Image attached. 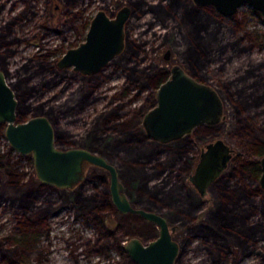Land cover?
I'll return each instance as SVG.
<instances>
[{"label": "trees", "instance_id": "1", "mask_svg": "<svg viewBox=\"0 0 264 264\" xmlns=\"http://www.w3.org/2000/svg\"><path fill=\"white\" fill-rule=\"evenodd\" d=\"M58 1L64 6L77 2ZM102 1L101 8L109 13L128 4L132 10L146 6L156 19L167 24V30L160 35L161 46H171L179 61L188 67L196 79L216 86L227 108L228 118L216 126L201 125L193 135L169 144L149 138L142 125L143 117L155 107V91L168 78L170 70L155 61L147 63V41L141 43L128 39L124 52L111 62L113 71L122 70L126 75L123 88L110 100L116 104L100 112L84 131L78 134L63 132L58 126L60 119L85 110L92 103L104 78L100 74L82 76L72 69L60 70L56 60H52L50 65L44 62L37 63L39 66L32 65V60L48 58L51 53L29 58L12 74L9 63L16 53L14 44L19 41L15 28L26 17L29 11L26 9L10 16L0 25V69L5 71L19 100L17 122H24L29 116L46 115L55 126L57 146L89 148L115 164L135 207L159 213L171 224L182 228L180 257L196 237L207 241L206 247L213 259H222L228 253L232 254L233 259L236 255H247L250 240L264 233V190L259 181L261 158L264 156V126L255 128L244 121L241 111L251 102L261 104L264 101L263 74L253 68L245 69V74L241 75L244 86L235 89V80H211L207 70V64L211 61L209 58L213 53L224 50L225 45V39L220 36L225 16L216 13L212 6L199 7L192 0H161L158 4L147 0ZM2 9L3 6H0V11ZM252 11L262 20L258 11ZM233 20L242 28L239 15L234 16ZM250 37L251 47H264V31ZM77 77L80 78L78 87L62 102L44 100L34 103L41 86L64 82L62 91L66 92ZM251 78H254L253 82L247 84ZM132 90H137L134 97L123 102ZM145 90L150 92L140 109L125 112L128 102ZM5 128L6 123H0V136L4 135ZM222 135L231 140L242 139L243 151L232 159L221 177L210 186L212 199L208 195L205 199L189 182L198 153L196 147ZM163 155L166 158L162 159ZM29 164L31 170L26 172L14 158L12 148L0 151V204L9 202L22 214L19 225L25 234L24 240L38 239L43 229H48L49 218L69 208L77 219L95 224L100 233L93 243L90 240L84 243L88 255H108L116 245L125 264H136L125 252L124 245L131 236L142 237L136 226L144 222L137 215L121 214L116 209L105 179L101 180L102 191L87 192L86 183H93L103 175L94 171L79 186L61 189L42 183L32 169L31 160ZM240 175H249L252 182L236 189L230 188V178ZM111 214L117 218V224L107 226L106 218ZM256 215H259V219L251 223ZM39 221L41 228H37ZM152 227L156 233L157 226L152 224ZM4 241L9 240L0 239V255L5 264H22L24 254L21 245L12 240L5 245Z\"/></svg>", "mask_w": 264, "mask_h": 264}, {"label": "rangeland", "instance_id": "2", "mask_svg": "<svg viewBox=\"0 0 264 264\" xmlns=\"http://www.w3.org/2000/svg\"><path fill=\"white\" fill-rule=\"evenodd\" d=\"M147 1H149V3L158 4L161 0ZM103 3L102 0H77L74 4L64 6L60 4L58 0H0V6L4 4L2 11H0V25L13 14H17L19 11L26 10L27 8L29 10L27 12V18L17 24L15 28V36H17L20 41L15 45L17 52L10 60L9 71L15 74L19 65L29 60V58H35L37 55L41 56V54L51 53V55L47 56L48 58L40 57L37 60H32V65L36 66L39 62L50 65L52 60L60 59L68 49L77 47L85 40L89 29V23ZM122 7L123 6L116 8L113 14H117V11ZM236 15H239L242 28L233 20V17ZM234 16L225 17L224 25L220 33V36L225 39L224 50L217 51L210 56L209 59L211 61L207 64V70L212 81L235 80V86L233 87L235 89L244 86L245 82L241 79V75L245 74V69L253 68L256 72H261L264 76V47H251L252 40L250 37L251 34L254 35L263 32L264 23L254 15L252 9L247 5L242 6ZM84 24H86L85 28ZM166 30L167 24L156 19L154 13L148 10L146 6L137 10H132L126 23L128 39L133 42H148L146 44L149 57L147 63L149 61H155L157 64L168 67L169 70L176 65H181V67L185 68L191 74L188 67L183 65L176 57L171 46H161L160 35L165 33ZM168 50L172 51L169 60L165 58V53ZM113 69L114 65L111 64L100 72L104 80L96 91L92 103L89 104L85 110L74 116L60 119L58 126L63 132L78 134L84 131L92 124L93 120L100 112L116 104L115 102L112 104L110 100L114 94L119 93L123 88L126 83V75L122 70L113 71ZM49 76L50 75L47 77ZM253 80L254 78L249 79L247 84L253 82ZM79 83L80 78H74L71 86L66 92L62 91L64 82L48 87L46 85L41 86L36 94L34 103L44 100H50L51 103L62 102L72 90L78 87ZM135 91L137 90H132L130 95L123 99V102L133 98ZM149 92V90H145L135 99L130 100L125 106L124 111L131 112L139 110L143 100ZM245 106L243 111H241V117L245 118L243 120L249 124H253L255 128L264 126V101L261 104H253V102H251L249 105L247 104ZM225 114L227 119L228 111L226 106ZM30 117L31 116H29V118ZM193 134L194 132L191 135ZM3 136H0V151L2 152L8 150L7 143L4 141ZM218 138L225 140L233 150V155L228 163V167L232 159L236 157L239 152L243 151L242 139L236 138V140H231L229 139L230 137L227 138L225 135H222L217 138L206 140L196 147L198 153L193 163L192 172L195 170V166L199 161L201 149L210 141H215ZM163 158H166V156L163 155L162 159ZM21 164L23 170L26 172L31 170V166L27 160H23ZM32 169L34 170V168ZM94 171L96 174L103 175V178L99 176V180L93 183L90 181L86 183L85 187L89 193L103 190L101 180L105 179L108 186L110 185V173L100 167H89L85 180L88 175ZM155 180L158 181L159 179ZM155 180L153 182H156ZM251 180L252 178L249 175H240L230 178L229 187L236 189L244 184H250L252 182ZM208 197H211L209 192ZM206 198L207 197H205V199ZM211 204L212 201H210V205ZM21 215L18 208L11 203L3 202L0 204V239L7 238L9 241H16L21 245L24 254L22 264H125L124 257L118 250H113L111 256L105 254H94L89 256L84 243L89 240L93 243L99 231L95 224L86 223L82 219H77L73 211L69 208L62 210L57 216L52 217L48 221V229H43L38 239H31L28 241L24 240L25 234L21 231L19 225ZM257 219H259V215H256V217L251 220V223ZM106 220V224L109 226L116 222L112 214L109 215ZM171 226L177 227L174 231V238L177 239L180 244L182 228L176 224H171ZM37 228H41L40 222L37 223ZM8 237L11 238L8 239ZM142 237L145 240L146 237ZM9 241H4V244L8 245ZM206 246L207 241L204 238H193L181 257V253L179 254L175 264H264V233L262 235L259 233L257 237L250 240V252L247 255H236L237 257L235 259H233L231 253L224 254L225 256L222 259H213ZM180 251H182L181 244ZM0 264H5L1 255Z\"/></svg>", "mask_w": 264, "mask_h": 264}, {"label": "water", "instance_id": "3", "mask_svg": "<svg viewBox=\"0 0 264 264\" xmlns=\"http://www.w3.org/2000/svg\"><path fill=\"white\" fill-rule=\"evenodd\" d=\"M200 7L212 6L225 17H233L247 5L261 14L264 23V0H192ZM132 13L125 5L111 16L99 9L91 20L86 38L77 47L68 49L58 60L59 69L72 68L83 76H94L106 69L127 46L126 23ZM172 51L165 53L170 59ZM156 106L149 110L143 124L149 138L169 144L191 135L201 125H218L226 119L225 104L217 88L194 78L189 71L176 65L170 76L156 90ZM18 99L0 69V123H6L4 136L9 145L33 159L37 178L57 188H75L85 178L91 166L110 173V193L114 205L122 213H137L159 228L158 236L147 242L138 237L127 240L124 249L136 264H175L180 244L174 238L177 227L159 213L131 205L120 180V174L106 157L84 147L62 149L56 145L55 128L45 115L33 116L26 122H16ZM233 150L223 139L210 141L200 153L190 182L203 197L209 186L224 172ZM260 185L264 190V156L261 158Z\"/></svg>", "mask_w": 264, "mask_h": 264}, {"label": "flooded vegetation", "instance_id": "4", "mask_svg": "<svg viewBox=\"0 0 264 264\" xmlns=\"http://www.w3.org/2000/svg\"><path fill=\"white\" fill-rule=\"evenodd\" d=\"M3 7H4V4H3ZM28 9V8H27ZM100 9H101V7H100ZM2 11V10H1ZM12 11V10H11ZM23 11V10H22ZM20 12V11H19ZM108 12V11H107ZM109 13V12H108ZM28 14V13H27ZM111 16H115L113 13H109ZM13 15H15V14H13ZM27 18V15H26V17H24L23 19H22V21L23 20H25ZM92 20V19H91ZM20 23V22H19ZM18 23V24H19ZM90 23H91V21H90ZM90 23H89V26H90ZM85 26H86V24H84V28H85ZM128 40V39H127ZM20 41V40H19ZM19 41L18 42H16L15 44H14V48H15V45H17L18 43H19ZM126 49V48H125ZM15 50H16V48H15ZM17 52V51H16ZM15 55H16V53H15ZM14 55V56H15ZM13 56V57H14ZM11 60V59H10ZM59 60V59H58ZM58 60H56V64H57V62H58ZM9 65H10V63H9ZM2 70V69H1ZM5 72V71H4ZM102 72V71H101ZM170 73H171V70H170ZM80 74V73H79ZM100 74V73H99ZM5 75H6V73H5ZM81 75V74H80ZM98 75V74H97ZM101 75V74H100ZM83 76V75H82ZM169 76H170V74H169ZM168 76V77H169ZM6 78H7V75H6ZM168 79V78H167ZM166 79V80H167ZM7 80L9 81V83H10V80L7 78ZM165 80V81H166ZM198 80V79H197ZM164 82V81H163ZM162 82V83H163ZM161 83V84H162ZM160 84V85H161ZM11 85V84H10ZM12 86V85H11ZM13 88V87H12ZM158 89V88H157ZM156 89V90H157ZM14 90V89H13ZM15 91V90H14ZM155 93H156V91H155ZM15 94H16V92H15ZM16 97H17V95H16ZM18 99V98H17ZM35 99V98H34ZM155 100H156V94H155ZM156 103H157V101H156ZM18 104H19V100H18ZM156 106V105H155ZM17 108H18V106H17ZM154 108V107H153ZM16 116H17V111H16ZM35 116H37V115H35ZM145 116V115H144ZM33 117V116H32ZM32 117H30V118H32ZM29 118V119H30ZM49 118V117H48ZM144 118V117H143ZM28 119V120H29ZM27 121V120H26ZM26 121H24V122H26ZM16 122H17V118H16ZM17 123H22V122H17ZM222 123V122H221ZM142 125H143V128H144V124H143V121H142ZM208 126H211V125H208ZM214 126H216V125H214ZM54 128H55V126H54ZM6 129V128H5ZM145 130V129H144ZM55 134H56V131H55ZM4 137V141L7 143V146H8V149L9 148H12L10 145H9V143H8V141L6 140V138H5V136H3ZM208 144V143H207ZM206 144V145H207ZM57 145V144H56ZM205 145V146H206ZM59 147V146H58ZM85 148V147H84ZM89 149V148H88ZM204 149V148H203ZM203 149H201V151H200V153L203 151ZM92 151V150H91ZM12 152H13V155H14V158L15 159H17L19 162H20V165H21V167H22V164H21V162L23 161V160H27V162L29 163V161L31 160L32 161V164H33V159H32V157L30 156V155H23V154H21V153H19V152H17L16 150H14L13 148H12ZM102 155V154H101ZM104 156V155H103ZM105 157V156H104ZM108 160V159H107ZM109 161V160H108ZM110 162V161H109ZM33 168H34V164H33ZM119 171V170H118ZM35 172V171H34ZM119 174H120V172H119ZM120 180H121V178H120ZM121 182H122V180H121ZM83 183V182H82ZM81 183V184H82ZM80 185V184H79ZM78 185V186H79ZM110 186V185H109ZM77 187V186H76ZM124 189H125V187H124ZM109 192H110V188H109ZM125 193H126V189H125ZM199 193V192H198ZM126 195H127V193H126ZM200 195V194H199ZM110 196H111V193H110ZM201 196V195H200ZM127 197H128V195H127ZM202 197V196H201ZM204 197V196H203ZM206 197V196H205ZM128 199H129V197H128ZM111 201H112V197H111ZM129 201H130V199H129ZM112 203H113V201H112ZM130 203H131V201H130ZM113 205H114V203H113ZM131 205L132 206H134L132 203H131ZM115 206V205H114ZM116 207V206H115ZM135 207V206H134ZM136 208H138V207H136ZM67 209V208H66ZM116 209L118 210V208L116 207ZM144 209V208H143ZM72 210V209H71ZM146 210V209H145ZM73 211V210H72ZM119 211V210H118ZM120 212V211H119ZM121 214H132V215H137V216H139L142 220H143V224H141L140 226H136V228H137V230H138V232H139V235H141V236H144V237H146L145 238V240H144V238H142V237H140V236H131V237H129L128 238V240L130 239V238H132V237H138V238H140L142 241H144V242H147V241H149V240H152V239H154V238H156L157 236H158V233H159V228H158V226H157V232L156 233H154V230H153V227H152V224H154V223H152V222H150V221H148V220H146L142 215H140V214H137V213H132V212H128V213H122V212H120ZM58 215V214H57ZM57 215H55V216H57ZM54 217V216H53ZM109 217V216H108ZM52 218V217H51ZM51 218H49V220L51 219ZM48 220V221H49ZM168 220V219H167ZM84 221V220H83ZM115 223L114 224H117V218H115ZM40 222V221H39ZM86 222V221H85ZM169 222V221H168ZM86 223H91V224H93L92 222H86ZM170 223V222H169ZM171 224V223H170ZM155 225V224H154ZM96 226V225H95ZM107 226H109L108 224H107ZM97 228V227H96ZM99 232H98V236H99ZM146 235V236H145ZM127 242V241H126ZM126 242H125V244H126ZM125 246V245H124ZM113 250H116L117 251V247H116V245H114L110 250H109V253H108V255L107 256H111V252L113 251ZM125 250V249H124ZM126 252V251H125ZM127 253V252H126ZM180 254V253H179ZM94 255V254H93ZM128 255V254H127ZM90 256V255H89ZM129 256V255H128ZM130 257V256H129Z\"/></svg>", "mask_w": 264, "mask_h": 264}]
</instances>
